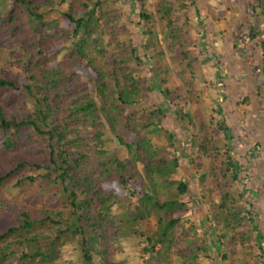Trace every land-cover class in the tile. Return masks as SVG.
I'll return each instance as SVG.
<instances>
[{
    "label": "trees",
    "instance_id": "trees-1",
    "mask_svg": "<svg viewBox=\"0 0 264 264\" xmlns=\"http://www.w3.org/2000/svg\"><path fill=\"white\" fill-rule=\"evenodd\" d=\"M121 1L0 0V33L11 44L15 66L11 74L0 66V152H26L0 158V264H128L115 258L127 239L138 242L144 264H205L210 247L218 252L225 247L227 262L241 252L237 243L248 247L244 225L248 220L254 225L257 217L242 205L247 193L236 197L221 188L220 199L214 198L208 170H201L204 158L225 156L223 176L241 180L230 127L219 118L211 133L215 119L208 124L192 117L180 86L170 87L174 63L185 76L193 62L174 10L162 0L154 13L148 0H137L147 37L140 47L131 40ZM251 10L264 22V0H254ZM184 16L190 26L189 14ZM159 22L166 25L164 34ZM260 36L264 29L250 40ZM145 59L153 62V84L138 76ZM157 90L191 132L184 154L176 134L165 128L167 109L148 103ZM257 92L264 93V80ZM20 94L33 102L32 111L16 103ZM213 112L222 115L221 106ZM217 130L228 146H219ZM152 135L165 136L168 144L154 143ZM114 142L126 148L127 157L111 147ZM181 155L200 173L206 230L189 217L188 183L174 178ZM36 183L37 199L5 197L10 185ZM254 229L255 234L256 224ZM255 240L261 246L264 235ZM69 250L74 252L66 255Z\"/></svg>",
    "mask_w": 264,
    "mask_h": 264
},
{
    "label": "rangeland",
    "instance_id": "rangeland-1",
    "mask_svg": "<svg viewBox=\"0 0 264 264\" xmlns=\"http://www.w3.org/2000/svg\"><path fill=\"white\" fill-rule=\"evenodd\" d=\"M148 1V8L156 13L158 3L162 0ZM167 1L175 12V21L179 29L186 35V49L193 60L191 69L186 68L188 71L185 76L179 74L182 70V67H179V62L174 63V69L170 76V87L180 86L190 101L187 109L191 112L192 117L205 120L208 124L212 119H215L214 125L219 118L224 119V125L230 127L234 137L231 145L233 144L236 149L235 159L240 163L241 180L231 181V174L227 176L228 179L223 176L221 170L224 168L225 156L217 155L212 159L204 158L201 170H208L210 175L208 186H210L214 198L219 195L220 199L221 188L227 189L236 197L245 191L247 193L245 194L246 200L242 201V205L257 217L255 224L258 230L255 234L252 232L255 224H251L248 220L244 225V230L250 236L247 248H243L240 243H237L235 249L241 252L238 255H231L230 260L225 262L222 257L227 249L224 247L223 252L222 248L218 252L210 247L211 259H205L203 263L229 264L236 259H244L245 264H264V243L260 246L255 240V235H264V93L257 92L258 81L264 80V48L261 45L264 42V37L260 36L253 41L250 40L251 33L256 34L264 29V22L260 18H256L258 10L256 16L251 10L254 0H193L194 6L191 5L190 0ZM182 5H187V7L182 8ZM119 7L125 13V23L129 26L131 40L136 45L143 46L147 37H144L145 29L141 21L139 22L141 11L138 1L122 0ZM186 12L190 17V26L186 25L184 16ZM253 13L254 15H252ZM51 16L56 18V15ZM158 27L159 32L164 34L167 29L166 25L159 22ZM9 47L11 44L8 43L6 35L0 33V66L11 74L14 73L15 66L11 61ZM140 53L144 56L143 50ZM181 60V63H187L183 59ZM144 62L141 73L137 75L140 78L147 77L153 84L155 83L153 62L148 59H145ZM189 90L192 91V95ZM6 95L7 92L4 94V98L8 100ZM14 98L22 109L26 111L30 108L32 111L33 102L27 96L24 97L23 94H20ZM148 103L155 107L164 106L167 109L168 118L165 120V128L176 134L181 153H186L187 141L191 132L184 129L181 122L178 121L174 113L176 107L166 104L168 102L164 96L159 94V90L150 94ZM145 104L140 108L146 107ZM219 105L221 106L220 113H222L220 116L213 112ZM216 129V125L215 128L209 126L211 133H214ZM224 134L222 130H217L216 139L220 147H225V144L228 146L230 143ZM3 139L1 135L0 142ZM151 139L158 145L168 144L167 138L163 135H152ZM34 142L43 141L34 137ZM111 147L122 157H127L128 152L125 147L115 142L111 144ZM21 154L23 153L1 155L0 152V158L20 157ZM212 168L216 169L213 174ZM174 178L185 180L188 183L190 194L187 195L186 201L191 205L189 217L200 228L206 230V226H210L206 221L208 205H204L201 200L202 188L198 183L200 173L196 171L195 166L189 163V159L182 156L180 171ZM39 193H41L40 183H36L30 188H17L10 185V190L5 194V197L10 198L14 194L20 195L21 198L27 195L37 199ZM40 199L44 204L45 198ZM150 225L154 227L155 220L150 221ZM212 233V231L208 233L209 237H212ZM122 245L123 250L115 254L117 260H125L128 264H144L136 240H124ZM69 252L74 251L69 250L66 255ZM242 252H246V254ZM72 257L67 259H76V256Z\"/></svg>",
    "mask_w": 264,
    "mask_h": 264
}]
</instances>
